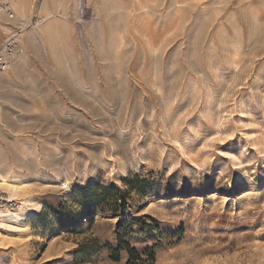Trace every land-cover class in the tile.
I'll return each instance as SVG.
<instances>
[{
  "label": "rangeland",
  "instance_id": "obj_1",
  "mask_svg": "<svg viewBox=\"0 0 264 264\" xmlns=\"http://www.w3.org/2000/svg\"><path fill=\"white\" fill-rule=\"evenodd\" d=\"M8 3L0 264H264V0Z\"/></svg>",
  "mask_w": 264,
  "mask_h": 264
},
{
  "label": "built area",
  "instance_id": "obj_2",
  "mask_svg": "<svg viewBox=\"0 0 264 264\" xmlns=\"http://www.w3.org/2000/svg\"><path fill=\"white\" fill-rule=\"evenodd\" d=\"M14 11L8 0H0V78L8 71L20 50V28L11 21Z\"/></svg>",
  "mask_w": 264,
  "mask_h": 264
},
{
  "label": "bare ground",
  "instance_id": "obj_3",
  "mask_svg": "<svg viewBox=\"0 0 264 264\" xmlns=\"http://www.w3.org/2000/svg\"><path fill=\"white\" fill-rule=\"evenodd\" d=\"M23 7V6H21ZM23 9V8H22ZM17 21L18 23L21 25V27L24 28L25 30V36L26 38L29 40V41H32L33 40V30L32 28L26 24V22H24V20H22L21 16H17ZM15 25H18V24H15ZM20 25H18V27L20 28V34L18 35L19 37V40H21V35H22V28L20 27ZM45 28H47V24H42L41 25V29L44 30ZM21 46V44H20ZM21 52H22V49L20 48L19 52L16 54V57L15 59L13 60L12 64L18 60V58H20V55H21ZM11 64V66H12ZM10 66V67H11ZM22 66V65H21ZM12 199H9L7 196L5 197H0V207H5L4 210H2L0 208V225H3V226H9V222H13V221H16L17 219H19V214L17 212L14 211L15 208H19L20 210L23 209V202H20L18 205L17 204H14L13 205V208L11 207L12 206ZM11 202V203H10ZM8 207V208H7ZM5 213V214H4ZM6 216V217H4ZM12 226V225H11Z\"/></svg>",
  "mask_w": 264,
  "mask_h": 264
},
{
  "label": "trees",
  "instance_id": "obj_4",
  "mask_svg": "<svg viewBox=\"0 0 264 264\" xmlns=\"http://www.w3.org/2000/svg\"><path fill=\"white\" fill-rule=\"evenodd\" d=\"M124 202L122 204H124ZM112 204L113 206H109L110 208L108 210L111 212H115L117 208H119L120 206L119 204L116 203H112ZM94 207L97 208V205H95ZM103 209L104 208H102L101 210L102 212ZM110 249H111V259L114 261H118L120 257V252L125 251L127 254V260L125 264H153L155 261V251L153 250V248L150 247H147L143 252H139L129 243L122 241L119 243L117 249L114 250L111 247Z\"/></svg>",
  "mask_w": 264,
  "mask_h": 264
},
{
  "label": "snow or ice",
  "instance_id": "obj_5",
  "mask_svg": "<svg viewBox=\"0 0 264 264\" xmlns=\"http://www.w3.org/2000/svg\"><path fill=\"white\" fill-rule=\"evenodd\" d=\"M221 143H223V141H221ZM66 187V186H65ZM3 227V225H0V228H2Z\"/></svg>",
  "mask_w": 264,
  "mask_h": 264
}]
</instances>
